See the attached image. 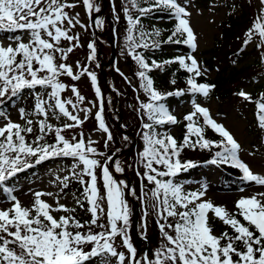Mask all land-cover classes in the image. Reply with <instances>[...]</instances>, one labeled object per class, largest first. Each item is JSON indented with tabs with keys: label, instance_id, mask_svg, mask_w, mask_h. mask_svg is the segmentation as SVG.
Returning <instances> with one entry per match:
<instances>
[{
	"label": "snow or ice",
	"instance_id": "1",
	"mask_svg": "<svg viewBox=\"0 0 264 264\" xmlns=\"http://www.w3.org/2000/svg\"><path fill=\"white\" fill-rule=\"evenodd\" d=\"M260 4L264 6V0H260ZM80 5L92 24L96 27L103 25V20L94 15L101 12L96 0H79V3L75 0H0V32L17 33L8 37L7 45L0 41V104L6 98L19 96L26 89L43 90L33 92V113L19 110L24 124L12 121L0 110V118L5 120L0 126V191L6 193L11 202V207L0 208V264H92L93 261H98V264H264V192L239 198L235 202L236 211L229 212L225 206L204 200L205 190L185 192L182 185L174 182L181 171L195 166L192 161L182 162L181 152L184 148L195 150L199 147L208 151L218 149L211 164H229L240 170L245 181L264 186V175L254 174L240 159L241 145L238 141L213 119L208 108L195 100L192 101L193 110L184 116L186 131L182 142L178 143L167 132H158L155 127L180 122L161 101L171 96H183L185 90L162 93L154 87L149 72L163 69L164 64L177 63L189 74L188 93L207 98L215 88V85L197 82L200 76L207 75V71L194 55L177 56L163 63L155 60L149 63L138 51L159 48L162 43L184 44L192 52L196 51L197 37L188 19L191 13L180 0H123L122 10L128 25L126 53L138 65L136 76L140 80V88L148 97V102H139V109L150 121L142 124L143 149L137 159L140 196L127 183L114 178L113 171L122 173L124 167L118 159L99 152L94 146L96 141H86L82 132L79 138L73 135L71 140L63 135L66 130L81 127L91 109L82 107L86 98L75 85L62 82L61 77L78 81L81 76L87 75L100 101L95 118L98 129L106 134L105 147L113 141L103 119V95L95 72L79 62L74 71L73 66L65 62L75 48L82 46L79 35L74 34L73 29L79 26L87 30L89 27L81 22L79 13L71 14V10ZM113 10V18L118 22L120 17L115 13L114 4ZM134 11L138 15L134 16ZM156 11L167 12L177 21L166 40L158 39L161 36L159 29L151 32L143 29L142 19ZM19 33L26 34L27 41ZM256 38L259 40L257 48L264 50V7L255 17L252 28L246 32L241 51ZM63 41L67 42V47L61 46ZM88 48L89 61H94L95 41L90 42ZM58 59L61 62H57ZM116 70L119 72L118 68ZM171 83L176 81L173 79ZM69 90L75 99L62 95ZM236 94L245 101L253 102L251 95L243 90ZM255 103L259 126L264 129V93ZM79 112L85 113L84 119L78 115ZM50 113L58 120L63 117L69 122L54 126L49 123ZM30 115L41 119L34 121L29 118ZM34 124L39 134L29 142L27 136L33 133ZM205 128H211L222 139H207ZM49 135H54V142H47ZM123 139L127 141L128 137ZM97 156H104V161L101 162ZM57 157L74 161L71 176L65 177L61 183L66 188L67 181L75 178L81 185V194L75 200L82 209L87 204L85 210L91 217L88 221L81 222L72 215L76 209L61 204L58 196L55 207L42 199L52 196L50 192H35L31 207H25L7 185V181L18 172ZM98 182H102L103 192ZM148 185L152 187L148 188ZM127 195L141 200L142 205H147L150 200L153 211L159 217L157 224L161 244L151 257L145 256L143 260L137 258L128 231L131 208ZM143 211L146 218L147 206ZM54 212L66 215L57 218ZM209 213L230 227L232 234L228 231L219 236L213 234ZM102 217L106 218V223L100 222ZM116 237H120L127 255L118 251Z\"/></svg>",
	"mask_w": 264,
	"mask_h": 264
},
{
	"label": "rangeland",
	"instance_id": "2",
	"mask_svg": "<svg viewBox=\"0 0 264 264\" xmlns=\"http://www.w3.org/2000/svg\"><path fill=\"white\" fill-rule=\"evenodd\" d=\"M108 1L109 0H105L104 10H101L99 15L96 17L100 19L103 14L107 15V18L104 19L105 22H103V24L110 26L113 29L114 34L117 35V39H114L116 41L115 47L117 52L114 56V64L110 63V61H107L112 54L110 42H108L107 39V37H109L111 40L110 34L106 33V38H96L94 36L95 32H93L92 30L93 25L82 5L71 10V14L75 15V13H79V19L81 20V22L85 25H88L89 27L87 28V30L81 29L79 26L73 29V33L79 35V43L82 46L75 48L74 51L68 55V59L65 62L67 64L72 65L74 71H76L77 62H79L80 65H83L85 67L88 66V62H90V49L88 48V44L92 41H95V46L98 49L100 48V53L103 54V62L107 61L106 64L101 63V65H96L93 68V72H95L97 76L98 85L103 95V103L106 92L114 98L115 102L117 101L116 104H113L117 111L119 108L124 107L128 109V112L130 113L131 106L133 107L135 104L130 101H126L123 94H128V92H130L132 88L136 87L137 79L133 78V72H131L130 62L133 61V59L127 55L125 48L121 46V44L124 43V38L127 35L126 29H124V27H122V25H120L113 18L114 4L115 13L119 15L121 20H126L122 10L123 0H110L109 2ZM75 2L79 3V0H75ZM102 2L103 0L99 1L100 8L102 6ZM180 2L183 3L187 7L188 11L191 13V16L188 17V19L190 22V26L192 27L197 37L198 47L196 51L192 52V50L190 49L188 51V54L194 55L195 58L199 61V63L202 65V67L207 71V75H204L205 77L213 78L217 73V68H208L202 63L201 60L208 56V54L205 53L209 50V48H214V46L218 44L219 39L222 40V43H219V46H217L218 48H216L215 55L217 58L216 62L217 64H219V67L223 66L226 62L225 56L230 59V63L231 61L234 62V60H237L235 65L238 68H241L246 65L249 66L255 61H258L259 63H261V65L264 64V60H262V51L264 50L258 49L256 46L259 42L258 38L254 39L252 43L248 44L247 47L244 48L243 51H241L243 47V41L245 39V34L250 28H252V24H249V22L246 23V20L243 21L245 18V16L243 17V15L247 12V14H251L257 17L261 12V8L264 7L260 4V0H180ZM161 18L162 19H160V22H163L164 18ZM231 21L234 24H231ZM173 22L175 24L177 23L175 19H173ZM96 28L98 31H100V27ZM0 36V41H3L5 45H7L8 37H11L8 32H4ZM22 36L25 41H27L28 36L26 34H22ZM61 46L67 47V42L63 41ZM254 46H256V50H254ZM230 51L231 53H235L238 51V58L233 60L232 54L231 58H229L230 55L228 56L227 53H229ZM96 55H98L97 52ZM57 62L61 61H59L58 59ZM88 68L91 69L90 67ZM117 68L119 69V72L116 70ZM112 71L116 73L113 75ZM121 73H123V76L121 75ZM104 76L108 81L107 84H110L109 86L113 91V94L109 93L106 90L107 84H105L104 82ZM61 80L67 85H75L79 89L81 95L86 98L85 103L82 105V107L91 109V112L88 114L87 119H85L81 127L66 130L63 132V135H65L66 138L71 140L73 135H77V138H79V134L82 132L86 141L89 139L96 141L97 143L94 146L98 149L99 152L104 153L105 148L102 145V141L103 139H105V133L98 129L97 120H95L94 122L91 120V115H95L98 112L100 101L96 96L90 78L87 75H84L81 76L78 81H73L69 77L64 76L61 77ZM262 85H264V67L260 68L258 66L257 69L252 70V72H250V74L246 77L242 76L238 77V79L230 81L226 86L228 89H230L226 97H222L219 99H214L211 97L210 101L208 102L202 100L196 101L202 106L208 108L213 119H215L218 123L222 124L234 136V138L241 145V150L239 152L240 159L250 167L251 171L254 174L260 175H264V129H260L258 131L256 130L257 133L255 131L250 130L247 118L251 116L250 113L253 110L252 102L245 101L243 98L239 97L236 94V90H238V92L243 90L244 92L249 93L251 95L258 93L259 89L262 88ZM116 92H119V94L123 93L121 94V99L120 97H118L119 94H116ZM62 95L66 98L71 97L75 99L70 90L63 93ZM33 98L29 100V102L27 101L30 109L34 108L35 100ZM20 109L24 108H22V106L13 107L9 109L10 111L6 112V114L8 117H10L12 121L22 124L25 121L20 118ZM26 109L27 108L25 105L24 110ZM69 110H71V108ZM192 110V102L175 107L172 113H174L173 115H175L180 122L175 125L167 123L162 126L160 125V127L156 130L158 132H167L172 136L178 135L180 125L184 122V116ZM78 115L81 117V119H84L85 117V113L83 112H79ZM106 117L107 116L104 108V121H107ZM31 119L36 121L41 119V117L34 115ZM52 120L54 121L58 119L49 115V121ZM62 120L64 123L69 122L66 120V118H63ZM4 122L5 120L2 118L0 120V126H3ZM199 122L201 124L203 123L202 118H200ZM120 123L122 122L120 121ZM119 125L122 127V124ZM34 128L35 124L33 125V130ZM142 132L143 131H139L138 133V146H140L139 151L143 149V141L141 139ZM130 138L132 139L131 136ZM121 155L122 153H119L115 158L118 159ZM96 158L101 160V162H103L105 159L104 156H97ZM66 163L62 160H56V162L52 163L47 169H45V174L39 177H35V179H33L29 183L23 181L24 184L19 186L15 192V196L20 200L21 204L25 207H31L34 201L35 192H50L53 193L52 196L42 197V199H44L49 204H52L55 207V200L58 196L59 202L61 204L67 205L69 208H75V197H77V195L63 191L64 187L61 183V181L64 180L67 174L71 173V168L67 166H71L73 164L71 163L70 165H67ZM110 168H112V166ZM128 168V170L132 169L130 166H128ZM97 174L99 175V170H97ZM113 175L114 178L118 181L125 182V179H128L127 174L125 175L127 178L125 176H122L123 174H115L114 171ZM220 175V170L218 167H216V165H209L206 168L204 167L200 169L199 172L194 175V177L188 179L180 185L183 186V190L185 192L200 191L202 189L205 190V195L203 197L204 200L210 201L214 205L225 206L229 212L236 211L235 202L239 198L264 192V186H257L254 184V182H247V184L225 185L220 182ZM128 181L130 187L132 188L130 178ZM98 186L100 187V184ZM146 190L147 189H145V191ZM101 192H103V189H101ZM126 199L128 200V203L129 201L131 202L133 200L135 202L136 200L130 195H127ZM145 206H147L148 210L147 217H144L143 222H141V224L139 223V218L137 219V222L135 217L137 224L136 222H133V224L134 228L136 227L135 231L138 230L135 233L139 236L142 235L141 233H138L140 231V226L145 229L142 230L145 231V235L148 237L142 235L145 239L142 245L148 247L150 245V241L155 242L156 238H161V235H158V233L157 236H155L154 233L151 234V232H153L151 227V212L153 211L151 207V201L149 200L147 202V205ZM9 207H11V202L6 200V195L4 193L0 192V208L6 209ZM105 208H107L106 203ZM53 215L59 218V216L66 214L63 212H54ZM209 217L210 221L213 219L215 220V217L212 213H209ZM100 222L106 223V218L102 217ZM145 222L146 228L144 227ZM218 222L219 224H223V222L220 220H218ZM213 234L218 236V231L214 229ZM160 244L161 242L157 241L153 245L159 247ZM115 246L117 247L118 251H123L127 255V250L122 246L120 237H116ZM140 251H142V249ZM152 254L153 253H150L151 256ZM143 258H141V260H143Z\"/></svg>",
	"mask_w": 264,
	"mask_h": 264
},
{
	"label": "trees",
	"instance_id": "3",
	"mask_svg": "<svg viewBox=\"0 0 264 264\" xmlns=\"http://www.w3.org/2000/svg\"><path fill=\"white\" fill-rule=\"evenodd\" d=\"M99 1L100 0H96V3L99 5ZM110 1V0H109ZM108 1V2H109ZM133 15H138L135 11L133 12ZM245 16L244 20H246V23L249 22V24L253 25V21L255 19V16L253 15H249L246 13H244L243 17ZM161 17H163V22H160V19H162ZM102 18V19H101ZM100 19L104 21L105 18H107V15L103 14L102 17ZM173 19L167 12H160V11H156L155 13L145 17L142 19V26L143 29L146 32H151L154 29H159L161 32V36L158 38L160 40H166L167 37L170 35L171 31L174 29L175 27V23L173 22ZM120 21H118V23L120 25H122V27H124V29H127L128 25L126 20H121V18L119 19ZM231 24H234L231 21ZM101 30L104 31V33L110 34L112 39H117V35L114 34L113 29L108 26L103 24L100 27ZM2 33V32H0ZM229 33V32H228ZM10 35L14 36L17 35V33H9ZM21 34V33H19ZM94 36L96 38L101 37V35L94 33ZM93 39V38H92ZM125 39V38H124ZM218 44H216V46H214V48H209V50L205 53L208 54L207 57H205L204 59H202V63L204 65H206L208 68H217V73L215 74V76L213 78H207L204 75L200 76L197 79L198 83H207L210 85H215V88L210 92L209 97L205 98L201 95H195L193 96L192 94L188 93L186 90L188 88L187 85V79L189 77V74L180 68V66L177 63H172V64H164L163 69H154L153 71L149 72L148 75L152 78L153 82H154V87L162 92V93H167V92H174L177 89H183L185 90V95L183 96H171V97H167L165 100L161 101V103H163L167 109L169 110V112L171 114H173V109L177 106H182L185 103H191V101L195 100H202V101H210L211 97L212 98H224L227 96L228 92L230 89H228L226 86L227 84L235 79H238V77H246L247 75L250 74V72H252V70L257 69V67L259 66L260 68L264 67V64L261 65V63H259L258 61H255L254 63H252L249 66H243L241 68H238L235 63L237 62V60H234L236 58H238L237 52L235 53H231V51L228 54L229 58H231V56L233 55V60L235 61L230 63V59H228V57L225 56L226 62L224 63L223 66L219 67V64H217V58H216V48H218L217 46H219V43H222V40H218ZM121 46L123 48H125V41L124 43L121 44ZM188 49L189 47L184 45V44H173V43H162L160 45L159 48H150V49H138V51H140L144 57L148 60L149 63H151V61L155 60L157 62H161L163 63L164 61H168V60H172L173 58L177 57V56H187L188 54ZM126 50V49H125ZM254 50H256V46H254ZM240 51V50H239ZM96 52L98 53V55L95 56V60L94 61H90L88 62V66L86 67H90L91 69H89V71H93V68L96 65H101V63H104L102 60V56L103 54L100 53V48L98 49L96 47ZM232 54V55H231ZM90 55V54H89ZM225 61V60H223ZM100 63V64H99ZM131 65V72H133V78L137 79V85L134 88H130L131 91L128 92V94H123L119 92H116V94H119L118 97H120L121 99V94H123L124 98L126 99V101H130L133 104H135L133 107L131 106L130 108V113L128 112V109L121 107L118 109V111L121 113L123 121H122V129L131 131L135 136H136V142L134 145V148H131V150H127L130 146H131V138L130 136L125 135L124 133L121 132V130L119 129V126H117L116 122H117V116L116 113L113 110L114 106L113 104L115 103V100L113 97H111V95H109L108 93L105 92V96H104V107L103 110L105 108V113H106V118L107 121H105L106 125L108 126L109 130L112 133L113 136V141L109 143L108 147H105V139H106V134H105V139H103V146H104V153L107 154V156H114V154L120 153L122 152V155L118 158L119 161H121L122 166L124 167V171L122 173L127 174L128 178H130V182L132 183V188H134L136 190L137 196H140L141 194V180L140 178L137 176L136 171L138 168L137 165V159H138V153L141 151H139L140 146H138V133L139 131H144V129L142 128V124L145 122H150L147 120V117L144 115L143 110L139 109V102L143 101V102H148V97L146 96V94L144 93L143 89L140 88V80L138 79V77L136 76V73L139 71L138 65L136 64V62L133 60L130 62ZM113 72V75L116 73ZM112 75V77H113ZM175 80L176 83L172 84L171 81ZM262 88L259 89L258 93L255 94H251L252 97V106H253V110L251 111L250 115L247 120H248V126L250 128V130L255 131L256 130H260V126H259V121H258V115L257 112L258 110L254 107V101H257L260 99V96L262 93H264V85L261 86ZM39 91H42L41 89H38ZM33 92H35V90H24L23 93H21L19 96L17 97H13V98H6L4 100V102L2 104H0V110L2 111H8V109L13 106H19L22 108H27V112L30 114L32 111H34V108L30 109L28 106V102L29 100H31L33 98ZM236 92L238 93V90H236ZM137 97L139 98V100L137 99ZM34 99V98H33ZM28 101V102H27ZM29 109V110H28ZM97 114V113H96ZM96 114L95 115H91V120L94 122L96 120ZM131 116V117H130ZM62 118V117H61ZM63 119V118H62ZM62 119L60 120H54V121H49V123L53 124L54 126H62L64 124V122L62 121ZM134 122V123H133ZM185 124L186 121L183 122V124L180 125L179 128V132L178 135H176L174 138L178 141V143L183 141L184 135H185ZM160 125H156L155 127L158 128ZM257 133V132H256ZM38 129L35 126L33 133L31 135L27 136V140L29 142H32L36 136L38 135ZM204 135L207 139L209 140H213V141H219L220 139H222L217 133H215L211 128H205L204 131ZM128 137V140H124V137ZM193 139H195V137H193ZM47 142L52 143L54 142V135H49L46 137ZM256 146V145H255ZM218 149H212V151H208V150H202L199 147H197L195 150H193L192 148H184V150L181 152L180 154V160L182 162L185 161H192L194 163V167H191L189 169H187L186 171H181L175 178H174V182L175 183H182L184 181H187L188 179H190L191 177H194V175H196L199 170L201 168H206L209 165H212L210 163V161L214 158V153L215 151H217ZM34 160V158H32ZM56 160H62V161H67V165H70L71 163L73 164L74 161L71 158H65V157H57V158H51V159H46L45 161L39 163V164H34L33 167L31 168H27L24 171L18 172L15 176H13L12 178H10L7 183L9 184L8 186L11 187L12 189H14V187H18L21 185L22 181H25L26 183H29L30 181H32L35 177H39L40 175H42L43 173H45V169H47L49 167V165H51L52 163L56 162ZM65 165V166H67ZM131 165L130 167L132 169L128 170V166ZM219 170H220V181L224 184H228L229 183H235V184H239L242 182V178L240 176V172L237 168H234L232 166H230L229 164H215ZM72 166V165H71ZM68 167V166H67ZM111 167V165H110ZM139 170L141 172L144 171V169L142 167L139 168ZM70 175H67V177H70ZM68 186L65 188L64 191L66 192H71V193H75L77 195V197L80 196L81 191H82V187L81 185L77 182V180L75 178H70L68 181ZM145 184L147 183L146 181L144 182ZM100 184V188L103 189L102 187V182H98V185ZM152 185H148V188H151ZM136 199V198H135ZM136 206H137V210H138V220H140V224L141 222H143L144 219V211L143 208L145 207V205H142L141 200L136 199ZM129 206L131 208V216H130V227H129V235L131 237V243L133 244V246L136 248V251L138 250V248L141 246H143L142 244L144 243L143 241H141L137 235H136V231L134 228V224L133 222H136L135 220V212L137 211L134 207L133 201H129ZM87 208V204H85V207L82 209L78 206H76V210L74 213H72V215H75L77 219H79L81 222H85L88 221L91 217L90 214L85 210ZM151 227L153 232H151V234L154 233L155 236L161 235L157 221L159 220V217L156 215V213L154 211L151 212ZM157 216V217H156ZM238 219H241L242 223H245L241 217H237ZM217 218L215 220H213L211 222V226L213 229H218L219 230V235L224 232V231H228L229 234H232V230L230 227L224 225V224H217ZM133 224V225H132ZM140 226V231L139 233H141L142 235H145V229ZM144 229V230H142ZM218 235V236H219ZM148 237V236H146ZM148 239V238H147ZM149 240V239H148ZM150 241V240H149ZM160 241L161 242V238L158 237L156 238L155 242ZM155 242L150 241V245L148 246L147 250H146V256L150 257V253H153L158 247L154 246L153 244H155ZM90 247V246H89ZM92 264H98V261H93Z\"/></svg>",
	"mask_w": 264,
	"mask_h": 264
},
{
	"label": "water",
	"instance_id": "4",
	"mask_svg": "<svg viewBox=\"0 0 264 264\" xmlns=\"http://www.w3.org/2000/svg\"><path fill=\"white\" fill-rule=\"evenodd\" d=\"M104 8H105V0H103V7H102V10H103ZM95 15H97V14H95ZM94 28H95V27H94ZM107 38H108L109 41H111L109 37H107ZM111 47H112V52H113V54H111V59H110V60L112 61V60L114 59V56H115V53H116V52H115V44H114V42H112V41H111ZM119 115H120V114H119ZM121 116H122V115L119 116V122L121 121ZM128 133H129V135H132L129 131L127 132V134H128Z\"/></svg>",
	"mask_w": 264,
	"mask_h": 264
}]
</instances>
